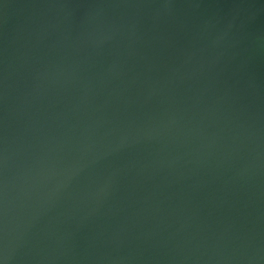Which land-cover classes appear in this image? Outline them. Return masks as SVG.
Instances as JSON below:
<instances>
[{"label": "water", "instance_id": "water-1", "mask_svg": "<svg viewBox=\"0 0 264 264\" xmlns=\"http://www.w3.org/2000/svg\"><path fill=\"white\" fill-rule=\"evenodd\" d=\"M259 0H0V264H264Z\"/></svg>", "mask_w": 264, "mask_h": 264}, {"label": "crops", "instance_id": "crops-1", "mask_svg": "<svg viewBox=\"0 0 264 264\" xmlns=\"http://www.w3.org/2000/svg\"><path fill=\"white\" fill-rule=\"evenodd\" d=\"M259 3L262 4L261 11L263 13H261V15H259L256 20H253V26L264 44V0H259ZM107 257L110 264H132L130 260L125 259L118 253L109 254Z\"/></svg>", "mask_w": 264, "mask_h": 264}]
</instances>
